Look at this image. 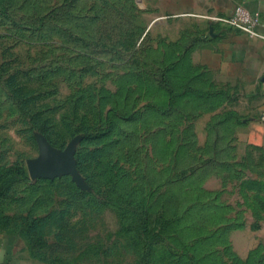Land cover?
Returning <instances> with one entry per match:
<instances>
[{"label": "rangeland", "instance_id": "1", "mask_svg": "<svg viewBox=\"0 0 264 264\" xmlns=\"http://www.w3.org/2000/svg\"><path fill=\"white\" fill-rule=\"evenodd\" d=\"M174 2L0 0V230L37 264H264V150ZM42 143L76 176L32 179Z\"/></svg>", "mask_w": 264, "mask_h": 264}, {"label": "crops", "instance_id": "2", "mask_svg": "<svg viewBox=\"0 0 264 264\" xmlns=\"http://www.w3.org/2000/svg\"><path fill=\"white\" fill-rule=\"evenodd\" d=\"M238 6L259 15L264 34V0H175L172 10L175 18H194V89L221 92L224 113L245 127L240 139L264 150V40L205 18L230 16ZM0 264L37 263L0 230Z\"/></svg>", "mask_w": 264, "mask_h": 264}, {"label": "water", "instance_id": "3", "mask_svg": "<svg viewBox=\"0 0 264 264\" xmlns=\"http://www.w3.org/2000/svg\"><path fill=\"white\" fill-rule=\"evenodd\" d=\"M28 168L31 178L55 180L62 175L72 174L76 176V171L71 162L69 149L63 153H55L46 143H42L39 158L30 160Z\"/></svg>", "mask_w": 264, "mask_h": 264}, {"label": "built area", "instance_id": "4", "mask_svg": "<svg viewBox=\"0 0 264 264\" xmlns=\"http://www.w3.org/2000/svg\"><path fill=\"white\" fill-rule=\"evenodd\" d=\"M205 18L237 30L250 37L264 40V34L259 32V27L261 25L259 15L257 13H252L243 6L236 7L232 15L227 17L206 16Z\"/></svg>", "mask_w": 264, "mask_h": 264}, {"label": "trees", "instance_id": "5", "mask_svg": "<svg viewBox=\"0 0 264 264\" xmlns=\"http://www.w3.org/2000/svg\"><path fill=\"white\" fill-rule=\"evenodd\" d=\"M27 178L28 173L24 168L14 167L0 171V196L5 195L14 184L23 182ZM152 250V245H149L148 248L145 249L144 255L149 257Z\"/></svg>", "mask_w": 264, "mask_h": 264}]
</instances>
